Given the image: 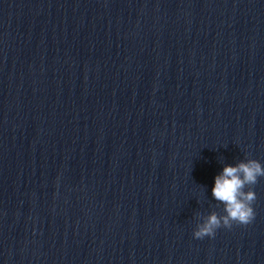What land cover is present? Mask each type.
Returning a JSON list of instances; mask_svg holds the SVG:
<instances>
[{"label":"clouds","instance_id":"obj_1","mask_svg":"<svg viewBox=\"0 0 264 264\" xmlns=\"http://www.w3.org/2000/svg\"><path fill=\"white\" fill-rule=\"evenodd\" d=\"M264 177V165L256 159H246L235 165H225L214 178L212 197L223 205V215L212 211L200 218L193 232L195 239L213 238L216 230L232 225H248L255 218L253 204L257 199L253 187Z\"/></svg>","mask_w":264,"mask_h":264}]
</instances>
